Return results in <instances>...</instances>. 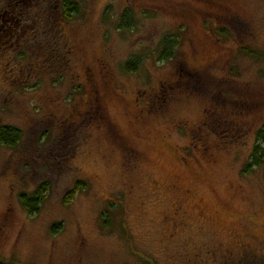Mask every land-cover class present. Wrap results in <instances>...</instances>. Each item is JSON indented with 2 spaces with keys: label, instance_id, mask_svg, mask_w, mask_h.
<instances>
[{
  "label": "rangeland",
  "instance_id": "rangeland-1",
  "mask_svg": "<svg viewBox=\"0 0 264 264\" xmlns=\"http://www.w3.org/2000/svg\"><path fill=\"white\" fill-rule=\"evenodd\" d=\"M76 1L0 0V260L264 264V0Z\"/></svg>",
  "mask_w": 264,
  "mask_h": 264
},
{
  "label": "trees",
  "instance_id": "trees-1",
  "mask_svg": "<svg viewBox=\"0 0 264 264\" xmlns=\"http://www.w3.org/2000/svg\"><path fill=\"white\" fill-rule=\"evenodd\" d=\"M61 9L63 17L66 20H71L74 17L78 16L80 12L79 4L76 0H61ZM133 25V19L131 12L125 10L121 13L118 19V28L121 30H128ZM179 45V36L178 34L164 36L161 39V42L158 45L157 54L158 59L162 61L171 60L176 52V48ZM260 57H264L260 53H251ZM140 58H134L129 60L124 65L125 72H134L139 68ZM21 131L9 126H3L0 128V144L7 147H14L20 139ZM257 138L260 140L259 145H256L253 149L251 155V161L248 167H259L264 164V126L257 133ZM85 189V184L82 182H77L74 189L69 192L66 196L65 201L72 200L74 194L78 191ZM47 186L41 185L32 196L21 195L20 200L22 206L29 214L38 212L39 205L42 203L45 193L47 192ZM105 227H109L107 220L104 222ZM56 230L53 228L52 233H55ZM0 264H8L0 260Z\"/></svg>",
  "mask_w": 264,
  "mask_h": 264
}]
</instances>
